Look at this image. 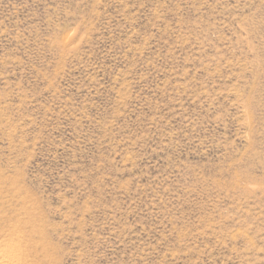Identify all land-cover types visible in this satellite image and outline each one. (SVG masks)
Masks as SVG:
<instances>
[{
	"label": "rangeland",
	"instance_id": "rangeland-1",
	"mask_svg": "<svg viewBox=\"0 0 264 264\" xmlns=\"http://www.w3.org/2000/svg\"><path fill=\"white\" fill-rule=\"evenodd\" d=\"M28 264H264V0H0V245Z\"/></svg>",
	"mask_w": 264,
	"mask_h": 264
},
{
	"label": "bare ground",
	"instance_id": "bare-ground-1",
	"mask_svg": "<svg viewBox=\"0 0 264 264\" xmlns=\"http://www.w3.org/2000/svg\"><path fill=\"white\" fill-rule=\"evenodd\" d=\"M0 264H28L23 255L22 244L11 240L4 247L0 245Z\"/></svg>",
	"mask_w": 264,
	"mask_h": 264
}]
</instances>
